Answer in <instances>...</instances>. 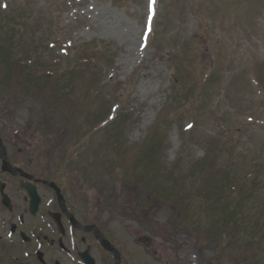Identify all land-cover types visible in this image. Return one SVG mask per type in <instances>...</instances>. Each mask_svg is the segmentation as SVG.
Wrapping results in <instances>:
<instances>
[{"label": "rangeland", "instance_id": "obj_1", "mask_svg": "<svg viewBox=\"0 0 264 264\" xmlns=\"http://www.w3.org/2000/svg\"><path fill=\"white\" fill-rule=\"evenodd\" d=\"M0 26L41 40L37 71L44 76L43 68L76 67L78 74L80 48L101 43L88 137L77 97L57 106L44 85H29L31 77L0 83V130L51 159L55 178L65 174L68 188L82 194L84 217L111 237L148 238L155 253L143 257L148 264H250V254L237 250L244 237L229 232L222 241L237 244L201 252L181 218L195 216L205 227L209 218L197 210L203 200L195 193L201 181L217 167L239 175L255 164V194L235 215L259 240L251 264H264V0H0ZM211 145L221 161L197 167ZM159 182L173 191L168 199L147 186ZM25 254L16 243L0 246V264H40ZM44 262L76 263L57 254Z\"/></svg>", "mask_w": 264, "mask_h": 264}, {"label": "flooded vegetation", "instance_id": "obj_2", "mask_svg": "<svg viewBox=\"0 0 264 264\" xmlns=\"http://www.w3.org/2000/svg\"><path fill=\"white\" fill-rule=\"evenodd\" d=\"M5 129L0 130L2 250L16 243L40 264L48 254L74 259L75 264H148L145 256L155 254L148 238L107 235L99 221L82 214V194L55 179L51 159L20 148ZM100 241L109 243L108 249Z\"/></svg>", "mask_w": 264, "mask_h": 264}, {"label": "trees", "instance_id": "obj_3", "mask_svg": "<svg viewBox=\"0 0 264 264\" xmlns=\"http://www.w3.org/2000/svg\"><path fill=\"white\" fill-rule=\"evenodd\" d=\"M5 12H8V10ZM8 13L4 21L11 24L9 22ZM6 27L0 26V83L3 85L10 84L11 79H15L20 75L22 79L31 77L29 85L31 86V84H33V86L36 87L38 85L40 87L44 85L43 93L57 106H60L65 99L68 100L77 97V102L82 101V114H86L83 127L86 126L90 129L85 135V137H88V135L92 133V119L94 117L91 115L92 118L90 119L91 116L88 115L87 111L90 108V104L97 99L98 95L97 93L95 95V89L92 88L98 84L96 77L92 73V68L96 66L95 63L98 60L97 54H94V52L97 47L100 48L101 43H97L93 49L80 48L81 52L76 54L75 57V60L82 64L77 66L81 69L78 74L75 70L76 67H71L72 69H67L64 73H58L59 71H51L49 68H43L42 70H47L44 76V74L41 75V73L37 71L41 64L39 63L40 59L36 57V44H40L41 40H36L33 34H29L28 36L17 34L16 36L13 30ZM64 54L66 55L67 52H64ZM27 72L28 76H26ZM88 75L93 77L87 78ZM20 82L21 80L17 83L20 84ZM76 105L78 107V104H75V109L77 108ZM106 119L107 118L104 120L102 119L103 121L100 122L99 125ZM84 148L85 147L82 146V150ZM216 149L219 148L211 145L210 149L206 150L205 159L198 163L197 167H199V164H202L199 168H207L210 166L215 169L216 164L213 163L212 160L217 157ZM218 153L228 155L229 150L226 152L219 150ZM122 154L123 149L117 157L121 158ZM221 157L222 156L217 157V160L221 161ZM196 172L197 171L194 173ZM257 178L258 170L255 164L253 166L251 165L248 170H244L239 175H237L234 170H229L226 165L223 168L217 167L211 178L207 177L208 180L205 178L204 181H201L202 184L199 185L195 193L198 195V198L201 197L203 201L198 205L197 210H200L206 218H209L207 225L203 227L197 224L198 218L196 217L195 220V216L181 218L182 223L190 224L193 228L192 232L196 235V248L198 250L206 246L219 247L222 244L221 239L229 235V232L235 231V233L231 234L244 237V248L238 253H240V255H247V253H249L250 257L247 255V259L250 264L251 261H256V253L252 252L253 249L249 246V243L255 244L252 240H255L256 236L253 235V230L249 228L247 224L240 227V222L236 220L235 213L240 210L242 204L246 200H252L255 194L254 187L255 183H257ZM158 184V186H153L152 184L147 186L149 188L151 187L155 193H159L164 199H168L173 195L171 189H162L161 182ZM159 187L161 190L160 192L158 191ZM226 190L229 191V196H225L228 200L227 198L223 199ZM192 198L193 195L191 194L189 198L186 197L182 200V209H184V207L187 208L188 201ZM211 214H213V217L210 220ZM240 228H245L242 233H239ZM235 244L237 243H227L229 247Z\"/></svg>", "mask_w": 264, "mask_h": 264}, {"label": "bare ground", "instance_id": "obj_4", "mask_svg": "<svg viewBox=\"0 0 264 264\" xmlns=\"http://www.w3.org/2000/svg\"><path fill=\"white\" fill-rule=\"evenodd\" d=\"M131 50H132V48L131 49H129V51L131 52ZM132 56V55H131Z\"/></svg>", "mask_w": 264, "mask_h": 264}, {"label": "water", "instance_id": "obj_5", "mask_svg": "<svg viewBox=\"0 0 264 264\" xmlns=\"http://www.w3.org/2000/svg\"><path fill=\"white\" fill-rule=\"evenodd\" d=\"M103 244L105 245L106 243H105V242H103Z\"/></svg>", "mask_w": 264, "mask_h": 264}, {"label": "snow or ice", "instance_id": "obj_6", "mask_svg": "<svg viewBox=\"0 0 264 264\" xmlns=\"http://www.w3.org/2000/svg\"><path fill=\"white\" fill-rule=\"evenodd\" d=\"M153 2H154V0H153Z\"/></svg>", "mask_w": 264, "mask_h": 264}]
</instances>
